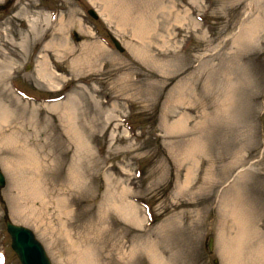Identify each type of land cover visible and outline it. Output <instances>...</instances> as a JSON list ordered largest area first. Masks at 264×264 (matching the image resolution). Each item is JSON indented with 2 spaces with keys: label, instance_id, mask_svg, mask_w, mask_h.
Segmentation results:
<instances>
[{
  "label": "rangeland",
  "instance_id": "rangeland-1",
  "mask_svg": "<svg viewBox=\"0 0 264 264\" xmlns=\"http://www.w3.org/2000/svg\"><path fill=\"white\" fill-rule=\"evenodd\" d=\"M26 1L41 4L42 16L49 14L47 8H60L71 46L59 51L68 58L63 68L58 66L59 74L66 75L62 90L50 91L37 77L38 34L25 30L30 45L22 48L7 42L9 36L0 31V60L18 61L2 71L29 97L11 90L4 94L12 112L1 130L17 131L33 143L47 191L45 198L19 197L5 169L11 148L0 145V171L7 179L0 190V253L7 264H21L11 246L7 217L35 233L52 264H78L77 253L87 243L88 230L93 242L104 240L103 247L95 243L93 250L105 261L150 264L141 253L120 259L129 246L124 233H153L178 219L182 225L172 224L171 240H166L172 264H225L222 201L227 190L230 198L237 187L243 189L252 220L248 241L264 247V0H161V6L158 0H125L134 21L122 34L107 20L98 0ZM91 8L99 11V20L88 16ZM135 15H146V46L150 55L168 61L167 70L134 57L131 47L141 40L133 33ZM72 18L74 25H69ZM257 19L262 21L257 36L242 37ZM21 32L18 38L24 37ZM111 35L120 40L124 52L114 48ZM83 52L89 60L84 74L75 77L72 60ZM82 77L84 82L78 81ZM178 89L185 96L179 106L172 101ZM71 95L80 102L74 107L76 126L84 135L83 154L64 131L58 111L50 110ZM57 97L62 100L54 102ZM180 120L182 126L172 130ZM192 140H198L200 158L186 184L187 171L179 180L171 151ZM73 173L80 183L70 182ZM180 187L187 192L180 193ZM125 194L139 207L145 227L129 224L108 208ZM19 207L26 209L28 220L17 217ZM187 210L190 214H184ZM231 234L230 238L236 235L234 230Z\"/></svg>",
  "mask_w": 264,
  "mask_h": 264
},
{
  "label": "bare ground",
  "instance_id": "bare-ground-1",
  "mask_svg": "<svg viewBox=\"0 0 264 264\" xmlns=\"http://www.w3.org/2000/svg\"><path fill=\"white\" fill-rule=\"evenodd\" d=\"M98 1L102 7L103 14L109 22L113 23L118 33L122 34L124 32H128L125 29L130 24L129 22L134 21L132 9L127 6L128 0ZM157 4L158 6L163 5L161 0H158ZM135 16V20L137 22H132L134 25L133 33L135 37H138L141 40L135 44L132 43L133 45L131 48L134 52V57L140 60L143 64L154 63L153 65L157 68L161 67V69H159L161 72H163L162 70L164 69L167 70L166 66H168V61L158 58L155 55H150L146 46V43H148L146 42L148 39L145 40L148 35L146 34V30L149 28L148 26H150L146 15L142 18H138L137 15ZM63 21L64 19L60 18L58 20L60 24L59 26H56L59 28H55L54 26H51V19L49 15L42 16L38 14L37 17L30 18L29 20L32 32L38 34L39 43H41L40 55L38 59V80L42 85L47 86L50 91L55 92L60 89L61 84L65 82L66 78L64 73H61V75L59 74L57 68L58 66L63 68V65L68 60V58L59 55V51H66L68 47L71 46L68 32H66L68 23ZM74 22L75 20L72 18L69 25H74ZM261 25L262 21L257 19L254 25L245 28L241 36L247 39H253V37L257 36V32L260 30ZM44 38L47 39L44 41ZM29 43L28 37L24 36L19 46L26 48ZM96 44L95 46L98 45ZM48 52H54L55 56L53 57ZM91 52L94 53L93 48L91 49ZM88 58L89 56H86L83 52L78 58H74L72 60L73 66H71V70L73 76L77 77L84 74V65L86 66L87 61L89 60ZM16 64H18V61L15 60V58L12 61L0 60V145H6L9 149L11 148L10 151H8V157L4 159L5 169L11 179H13L12 189H16L19 197L22 198L24 196H28L34 199L38 197L45 198L44 195L47 194V191H43L42 183L44 176L43 173H40L42 162L36 152L37 149L34 147L33 143H28L26 137H19L17 131L12 132L11 130L8 132V130H1V126L8 120L12 112L11 105L9 103H5L4 96V94L9 91L8 88L11 89V87H7L9 76H7L6 72L2 70H10V67L12 68L13 65ZM78 81L84 82V77L78 79ZM176 92L177 93L172 101L179 106L180 102L185 101V96L180 89L176 90ZM53 104L54 105L50 106V110L53 112L58 111V114L62 118V122L64 124V131H66V134L69 135L71 140H73L78 151L83 154L84 135L81 129L76 126L75 122L77 108L74 106L80 104L79 100H76L75 96L71 95L68 96L64 102ZM33 113L38 114L41 112L33 110ZM182 124L183 121L180 120L172 126V130L181 127ZM198 151H200L198 140H192L189 145L175 148L173 152L171 151L173 158L177 160L178 179H181L183 170L187 171L185 179L186 184L190 183L195 171L194 168L197 167L196 163H198L200 158V153ZM76 175L77 173L69 175L71 183H80ZM179 192L186 193L187 190H183V188L180 187ZM226 192L228 193L229 190ZM227 193L225 194L226 198H223L221 208L223 216L221 217V222L223 230H225V235H222L221 239V256H223L225 264H254L256 260H258L260 264L264 261V247H261V244L259 245L257 241H254V243L248 241L250 235L249 228L252 226L250 225L252 220L250 221V217L248 216L244 206L245 199L243 189L239 191V188L237 187V190H232V192H230V198H227ZM126 195L127 194L121 195L120 199H115L114 201L112 200L110 205H108V208L120 214V217L129 224L138 228L145 227V220L141 215L139 207L127 200ZM63 209L68 210L67 206ZM25 210L26 209L19 207L17 217L23 216L25 220H28V217L23 215ZM188 213L190 214L188 210L184 212V214ZM174 223H177V226H179L180 223L182 225L181 219L173 221L172 224L174 225ZM193 223L191 224L194 226L196 221H193ZM172 224H166L163 227L157 228L153 233V230L151 229H149V231L142 230L140 233L135 235L132 231L124 233L125 240H127L129 246L127 253H124L120 259L126 261L128 258H133L137 255V253H141L146 256L150 264H172L171 261H169V258L167 259L169 246L166 242V240H171V233L174 228H172ZM233 230L236 235L230 238L228 235L231 234ZM90 231L88 230V232L84 234V241L87 242L86 245L84 244V249H80L81 251L77 253L78 264H111V262L109 263L108 261H105L99 252L95 254V251L93 250L95 243H99L102 247L105 245L104 240L101 239L103 234L101 231H97V237H99L98 239H101L102 242H93V239L88 237ZM246 243L248 245H245ZM248 258H256V260H254L253 263H246Z\"/></svg>",
  "mask_w": 264,
  "mask_h": 264
},
{
  "label": "water",
  "instance_id": "water-1",
  "mask_svg": "<svg viewBox=\"0 0 264 264\" xmlns=\"http://www.w3.org/2000/svg\"><path fill=\"white\" fill-rule=\"evenodd\" d=\"M90 14L97 18V14L93 10L90 11ZM117 46L121 51L123 50L118 43ZM4 185L5 180L0 173V186ZM7 226L12 236L13 248L23 264H51L44 247L31 230L15 225L10 221H7ZM212 246L211 242L210 247L212 248Z\"/></svg>",
  "mask_w": 264,
  "mask_h": 264
}]
</instances>
